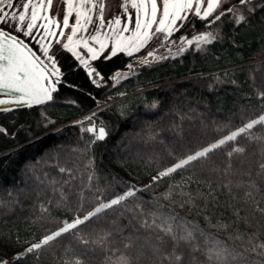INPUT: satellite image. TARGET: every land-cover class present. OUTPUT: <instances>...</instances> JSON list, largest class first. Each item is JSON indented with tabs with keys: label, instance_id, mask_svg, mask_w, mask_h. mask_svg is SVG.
Instances as JSON below:
<instances>
[{
	"label": "trees",
	"instance_id": "trees-1",
	"mask_svg": "<svg viewBox=\"0 0 264 264\" xmlns=\"http://www.w3.org/2000/svg\"><path fill=\"white\" fill-rule=\"evenodd\" d=\"M119 3L105 0L104 17ZM232 5L247 17L245 22L237 25L227 15L207 27V21L188 14L167 40L148 42L155 54V59L148 57L150 65H140L143 58L137 52L105 59L106 49L93 61L104 76L96 84L71 53L56 46L61 75L53 99L0 112V127L7 130L0 133V152L9 149L0 155V264H74L76 258L83 264H121V257L130 264H159L145 244L157 243V232L140 228L136 221L129 225L131 213L121 217L119 210L111 209L78 230L89 240L112 230L103 245H84L73 230L26 253L65 221L83 217L129 187L142 191L130 197L127 205L139 204L149 220L150 212L176 215L199 225L209 237L207 243L199 237L195 241L198 252L181 243L178 251L183 264H214L205 255L213 241L243 253L248 264H264L259 250L251 251L253 244L264 242V214L257 210L264 208V169L260 167L264 125H256L249 136L237 137L158 183L152 180L187 155L264 114V98L259 95L264 92V8L250 14L238 0H227L222 8ZM63 7L54 0L52 13L58 9L60 17ZM64 31L67 35L69 29ZM209 31L216 37L211 43L200 49L185 43V51L179 53L180 37L192 39ZM116 72L125 75L110 79ZM140 88L89 114L95 113L94 124L105 128L104 140L93 142L94 133L84 130L92 121H70L97 107V102ZM237 146L244 151L229 157L227 153ZM57 166L70 169V175ZM53 188L62 190L67 200L61 201ZM181 190L190 195H180ZM117 226L123 229L122 235L114 230ZM125 237L135 241L132 247H124ZM164 251H172L171 241Z\"/></svg>",
	"mask_w": 264,
	"mask_h": 264
},
{
	"label": "snow or ice",
	"instance_id": "snow-or-ice-1",
	"mask_svg": "<svg viewBox=\"0 0 264 264\" xmlns=\"http://www.w3.org/2000/svg\"><path fill=\"white\" fill-rule=\"evenodd\" d=\"M57 2L66 5L62 21L57 19L58 9L56 15H51L54 0H0V94L9 97L8 99H0V106L16 104L17 106L31 108L33 105H42L53 99L52 93L57 91L61 75L56 59V46H60L63 50L71 53L84 66L89 77L95 76L103 80L100 72L92 67L90 61L97 60L106 49L109 54L105 56V59H110L120 52L132 56L134 52L140 51L153 38L163 42L171 37L174 32L179 31L183 24H178V22L187 20L188 14L207 21V27L227 15H231L237 25L247 20V17L237 5L222 8L227 0H123L121 4L122 14H126L127 20L121 27L120 16L113 17V19L105 22V0H79V3H75L74 0H57ZM129 5L135 11V19H133V14L129 12ZM238 5L246 7L250 14L255 12L257 7L264 8V4H254V0H238ZM73 15L74 23L70 25L69 20ZM209 17L212 19L209 20ZM129 25H133V27L130 29ZM89 27L92 28L95 34H89L87 38L83 36L77 38L78 33L81 31L88 33ZM105 27L112 31V36L102 32ZM7 28H11L13 32L29 38L30 41H35L39 46L38 49L34 51L18 35L8 32ZM69 28L70 34L66 35L64 29ZM129 31H131V35L125 36L124 33ZM101 35H103V39H101ZM215 38L210 31L200 33L192 39L182 36L180 37L179 53L185 51L183 47L185 43L189 46L195 43L196 49H200L202 44L211 43ZM89 41H94L99 45V48L90 46ZM108 41L112 42L110 48ZM80 47L85 50L84 54L77 51ZM148 57L155 59L154 51H149L139 61V64L150 65L152 61ZM160 59H167V57H160ZM127 68L132 70L133 65L128 64ZM123 75L125 74L116 72L110 79L118 80ZM92 82L97 83L95 79ZM97 86L100 85L97 84ZM259 95L264 98V92ZM97 106H99L98 102ZM10 110L7 107H0V112ZM95 115L93 113L85 120L92 121L94 125ZM78 123L83 124L84 121ZM256 125H264V114H261L257 119L248 121L238 130L232 131L217 142L187 155L186 158L160 171L157 176L152 178L153 183H158L163 178L171 176L179 169L191 166L196 161L206 159L209 153L227 145L229 142L236 141L237 137L249 136V130ZM84 130L94 133L95 140L93 142L104 140L107 135L103 126L98 129L92 126ZM0 133L7 134V130L0 127ZM243 151V148L237 146L233 147L227 155L231 157L234 153H242ZM260 167L264 169V164H261ZM59 171L69 175L71 172L70 169L64 167H59ZM52 183L55 184L56 182L53 181ZM175 187L178 188L179 185ZM53 191L59 192L61 201L67 200V195L62 190L53 188ZM137 191L142 190L129 187L123 194L116 195L107 202L99 203L83 217L76 216L71 222L65 221L57 231L43 237L40 243L31 245L26 253H33L63 234L73 232V230H76L74 234H77V239L82 244L103 245L112 237V230L105 232L98 240L86 239L84 236L78 235V230L80 225L86 224L93 217H98L109 209L119 210L121 217L126 213H131L129 225L136 221L140 228L157 232L155 237L157 243L145 241V244L151 249L153 255L159 258V264H183V254L178 251L182 242L190 246L193 252L201 251L195 241L199 237L207 243L209 237L200 229L199 225L185 221L176 215L164 216L156 212L147 214V217H150L149 220L139 204H135L133 207L127 205L128 199L134 197ZM179 194L182 196L190 195L184 193L183 190ZM171 195L172 193L169 192L168 197ZM79 207L82 209L83 203ZM44 210L46 211V209ZM257 210L264 214V208L257 207ZM113 224L117 225L118 222L114 220ZM221 227L227 226L221 225ZM114 230L121 235L123 234V229L119 226ZM235 238L241 239L240 236ZM125 240V248L132 247L135 242L132 237H125ZM169 241L172 243V251L166 252L164 251V245ZM249 243L252 244V238L249 239ZM258 250V254L264 256V242L253 244L251 251L257 252ZM205 255L214 264H230V262L238 259L243 264H248L243 253L236 252L219 241H213ZM65 264H69V262L66 261ZM74 264H83V261L76 258ZM121 264H130V262L127 257H121ZM252 264H258V262H252Z\"/></svg>",
	"mask_w": 264,
	"mask_h": 264
},
{
	"label": "crops",
	"instance_id": "crops-1",
	"mask_svg": "<svg viewBox=\"0 0 264 264\" xmlns=\"http://www.w3.org/2000/svg\"><path fill=\"white\" fill-rule=\"evenodd\" d=\"M74 2L75 3H79V0H74ZM122 2H123V0H120L119 6L118 7L114 6V12H113V14L109 17L110 19L109 18L107 19L109 21V20L113 19V17L120 16L121 21H122L121 27L123 26V24L127 20L126 14H122V12H123V10L121 8ZM65 11H66V5L64 4L62 15L60 17L57 16V19L58 20H61L62 21L63 15H64ZM129 12L133 14V19H135V11L130 8V5H129ZM51 15H56V13H52L51 12ZM105 22H107V21L105 20ZM69 23H70V25H72L74 23V15H73V17H70ZM132 27H133V25H129V28L130 29ZM6 30L8 32H12V34H14V35H18L19 38L20 39H23L25 41V43L29 44V46L32 47L34 51H36L38 49L39 46L36 44L35 41H30L29 38L23 37L21 34H18V33L13 32V30L11 28H7ZM102 32L103 33H106L108 36H112L113 35L112 31L109 28H107V27H105L102 30ZM68 34H70V28H69ZM89 34H95L91 27H89V32L88 33H85L83 31H81L80 33H78V37L77 38H79L80 36H83V37L87 38V36ZM124 35L125 36H130L131 35V31L124 33ZM101 39H103V35H101ZM45 42H47V41H45ZM64 42H66V40ZM89 43H90V46L96 47L97 49L99 48V45L96 44L94 41H89ZM111 43H112L111 41H108L109 47L111 46ZM80 48H82V47H80ZM80 48H78V49H80ZM77 51H79V50H77ZM37 54L40 55L39 52H37Z\"/></svg>",
	"mask_w": 264,
	"mask_h": 264
},
{
	"label": "rangeland",
	"instance_id": "rangeland-1",
	"mask_svg": "<svg viewBox=\"0 0 264 264\" xmlns=\"http://www.w3.org/2000/svg\"><path fill=\"white\" fill-rule=\"evenodd\" d=\"M113 12H114V8H113V10L111 11V13H110L107 17H104V19H105L106 21H108L107 19L113 14ZM109 19H110V18H109ZM155 27H156V26H155ZM110 47H111V46H110ZM152 49H153V45H152V43H151V45L147 44L145 47L141 48L140 51H138L137 53L141 56V58H144V57L147 55V53H148L149 51H153ZM77 50H79V52H81L82 54L85 53V50H84L83 48H80V49H77ZM85 58H87V56H85ZM90 63H91V65H92V67L96 68V70H97L98 72H100V71L97 69V67L95 66V64L93 63V61H90ZM100 74H101V72H100ZM101 76L103 77V80H104V76H103L102 74H101ZM91 78H92V80L95 79V80L97 81V83L103 82V80H100L98 77L93 76V77H91ZM113 97L115 98L116 96H113ZM109 99H111V98H109ZM109 99H107L106 101H103V102H101V103H106V102L109 101ZM86 117H88V116L86 115L84 118H86ZM34 138H35V137H33L32 140H33ZM30 140H31V139H30ZM218 140H220V139H218ZM218 140H216V141H212L211 143H209V144L206 145L205 147L211 145L212 143L217 142ZM205 147H204V148H205ZM202 149H203V148H202ZM148 181H150V180H149V179L146 180V181L144 182V184L147 183Z\"/></svg>",
	"mask_w": 264,
	"mask_h": 264
},
{
	"label": "water",
	"instance_id": "water-1",
	"mask_svg": "<svg viewBox=\"0 0 264 264\" xmlns=\"http://www.w3.org/2000/svg\"><path fill=\"white\" fill-rule=\"evenodd\" d=\"M194 75H195V74H194ZM190 76H193V75H188V76H186V77H190ZM144 88H146V87H144ZM141 89H143V88L137 89V90L132 91V92H130V93H125V94H123V95L117 97L115 100H118V99H120V98H122V97H124V96H126V95H128V94H131V93H133V92L139 91V90H141ZM2 95H3V96L0 97V99H8V98H9L8 96H6V95H4V94H2ZM115 100L109 101V102H107V103L99 104V106L95 107V108L92 109L91 111H89V112H87V113H85V114H82V115H80V116H78V117H76V118H74V119H72V120H70V121L78 120V119H84V117H85L87 114H90V113H92V112H94V111H96V110H98V109H101V108L105 107L106 105H108L109 103H111V102H113V101H115ZM47 102H49V101H47ZM45 103H46V102H45ZM0 107H7V108H9V109H13V108H20V107H22V106H17L16 104H10V105H7V106H0ZM70 121H68V122H70ZM68 122H67V123H68ZM67 123L65 122V123L59 125V126L56 127V128H60V127H62L63 125H65V124H67ZM50 130H53V129H50ZM50 130H48V131H50ZM48 131H46V132H48ZM7 150H9V149H7ZM7 150L0 152V155L3 154V153H5V152H7Z\"/></svg>",
	"mask_w": 264,
	"mask_h": 264
},
{
	"label": "bare ground",
	"instance_id": "bare-ground-1",
	"mask_svg": "<svg viewBox=\"0 0 264 264\" xmlns=\"http://www.w3.org/2000/svg\"><path fill=\"white\" fill-rule=\"evenodd\" d=\"M209 72H212V71H209ZM196 75V74H195ZM194 74H193V76H195ZM92 126H95L97 129L100 127V126H98V125H96V124H92L90 127H92Z\"/></svg>",
	"mask_w": 264,
	"mask_h": 264
},
{
	"label": "flooded vegetation",
	"instance_id": "flooded-vegetation-1",
	"mask_svg": "<svg viewBox=\"0 0 264 264\" xmlns=\"http://www.w3.org/2000/svg\"><path fill=\"white\" fill-rule=\"evenodd\" d=\"M3 95L2 94H0V97H2Z\"/></svg>",
	"mask_w": 264,
	"mask_h": 264
}]
</instances>
